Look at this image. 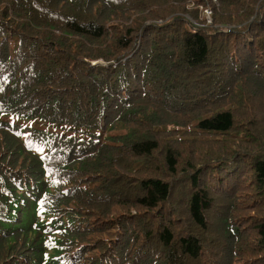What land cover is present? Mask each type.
Wrapping results in <instances>:
<instances>
[{
    "label": "trees",
    "instance_id": "16d2710c",
    "mask_svg": "<svg viewBox=\"0 0 264 264\" xmlns=\"http://www.w3.org/2000/svg\"><path fill=\"white\" fill-rule=\"evenodd\" d=\"M252 98L264 0H0V264H264Z\"/></svg>",
    "mask_w": 264,
    "mask_h": 264
},
{
    "label": "rangeland",
    "instance_id": "374dc122",
    "mask_svg": "<svg viewBox=\"0 0 264 264\" xmlns=\"http://www.w3.org/2000/svg\"><path fill=\"white\" fill-rule=\"evenodd\" d=\"M258 7L259 6H256L255 16L252 18V20L248 21L247 23L243 22L244 24L238 25V27H237L238 29L241 27L243 28L247 24H250L252 21L256 20V16H257L256 13L258 11ZM204 15L206 16V19L208 20V22L212 23L211 12L206 10ZM157 24H160V22H158ZM225 30H227V29H225ZM227 32H228V30H227ZM254 35H257L256 32L254 33ZM95 64L102 65L103 63L98 62ZM259 100H260V98L253 99V100L249 101V104L252 105V107H253V113L254 114H252V115H253L254 119H252V121L255 123L254 127L257 129V131L251 132V128H247L248 133H246V134L248 135V139L246 142L241 144V143H230V140H227V141L224 140L220 143V145H218L219 149H224L225 151H227V154L230 151H233V149L235 147H239L240 149H243V150H250V151L256 150L255 146L257 145L258 140L260 138H262L261 135H264V117L262 116V115H264V109L261 108L260 105L254 104V102H258ZM250 111H251V109H250ZM251 193H252L251 184H250V182L247 181L245 184V190L238 196V199H237L238 204H245V205L251 204V202L253 201L252 196H250ZM121 210H123V207H122V209H120L119 207H116L114 209L113 215L117 216ZM237 215L240 216L241 218H244L248 221H251L254 217H256L258 215V212L257 211H255V212H243L242 211V212H237Z\"/></svg>",
    "mask_w": 264,
    "mask_h": 264
}]
</instances>
